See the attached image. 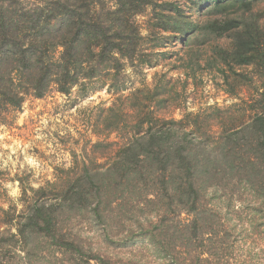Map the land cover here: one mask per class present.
Segmentation results:
<instances>
[{
    "label": "trees",
    "instance_id": "trees-1",
    "mask_svg": "<svg viewBox=\"0 0 264 264\" xmlns=\"http://www.w3.org/2000/svg\"><path fill=\"white\" fill-rule=\"evenodd\" d=\"M262 1L0 0V123L27 98L53 89L84 95L105 88L113 103L103 121L122 139L108 172H67L33 191L35 206L10 240L0 237V249L20 257L43 239L51 256L103 263L75 221L89 214L110 221L109 207L126 191V206L174 215L156 223L145 216L137 226L149 242L142 260L264 264V27L253 12ZM193 8L198 21L188 13ZM147 11L142 29L136 17ZM200 34L212 40V63L228 94L258 84L234 115L221 117L219 133L200 114L158 117L151 105L164 95L162 85L128 88L125 73L157 64L165 41L186 46ZM220 38L227 45L216 44ZM189 62L199 67V55Z\"/></svg>",
    "mask_w": 264,
    "mask_h": 264
},
{
    "label": "rangeland",
    "instance_id": "rangeland-1",
    "mask_svg": "<svg viewBox=\"0 0 264 264\" xmlns=\"http://www.w3.org/2000/svg\"><path fill=\"white\" fill-rule=\"evenodd\" d=\"M253 12L259 14V24L264 27V1L255 4ZM188 13L195 21L201 19L195 8ZM149 16L150 11H147L136 17L142 29ZM209 41H212L210 36L202 34L195 44L191 42L186 46L180 40L165 41L158 49L161 54L153 67L143 68L141 74L126 69L128 88L154 89L161 84L159 90L164 88V95L158 96L160 101L151 105L158 117L179 120L188 113L200 114L201 118L207 117L205 124L209 129L219 133L221 117L234 115L240 99L253 97L258 84L236 89V95L228 94L224 74L218 70V64L212 63ZM227 43L224 38L216 42L221 46ZM194 54L199 55V67L189 62ZM243 71L248 77L252 73L251 69ZM232 75L227 73L228 82H233ZM112 103L113 98L105 88L84 95L77 88L69 95L53 89L42 99L27 98L19 110L9 113L0 123V237L10 240L16 222L30 214L36 199L33 191L46 187L48 182L56 181L67 172L109 171L121 143L120 136L110 132L108 121H103ZM40 202L45 203V198ZM109 210L112 219L105 218L107 222L90 214L75 221V230L103 263L95 260L87 263L86 258L62 253L51 256L48 243L40 239L29 247L28 256L23 252L16 257L13 248L3 247L0 264H74L77 260L80 264H168L142 260V255L145 257L148 253L149 242L139 236L144 231L137 226L145 216L154 223L163 216V219L172 218V211L164 209L155 214L154 209L148 207L132 209L126 206V191L124 199L115 201ZM182 218L186 216L183 214Z\"/></svg>",
    "mask_w": 264,
    "mask_h": 264
}]
</instances>
